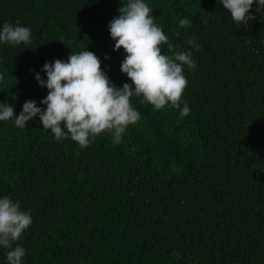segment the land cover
Here are the masks:
<instances>
[{
  "label": "trees",
  "instance_id": "trees-1",
  "mask_svg": "<svg viewBox=\"0 0 264 264\" xmlns=\"http://www.w3.org/2000/svg\"><path fill=\"white\" fill-rule=\"evenodd\" d=\"M145 3L169 41L192 50L183 93L191 111L181 118L133 96L141 119L122 142L103 133L83 149L57 141L39 114L23 129L0 121V198L32 216L12 245L25 248L23 264H264V17L255 3L247 24L218 0ZM120 6L0 0V27L19 21L32 32L27 45L0 42V102L17 116L27 100L46 108L35 74L46 80L45 62L85 49L117 87L131 84L108 29ZM183 18L191 27L179 26ZM193 37L199 50L186 43ZM9 250L0 247V264Z\"/></svg>",
  "mask_w": 264,
  "mask_h": 264
},
{
  "label": "clouds",
  "instance_id": "clouds-1",
  "mask_svg": "<svg viewBox=\"0 0 264 264\" xmlns=\"http://www.w3.org/2000/svg\"><path fill=\"white\" fill-rule=\"evenodd\" d=\"M218 2L237 24L256 19L251 11L254 3L257 5L255 11L264 17V0ZM120 4L119 15L109 21L108 29L115 42L114 50H124L120 70L131 84L117 87L102 69L101 60L94 52L85 49L70 53L67 61L56 59L44 63L42 71L46 73V80L40 73L35 74L38 83L48 89L41 100L46 108L38 107L35 100H27L17 116L11 104L0 102V121L14 119L15 126L23 129L39 114L43 128L50 130L57 141L70 137L83 149L103 133L112 136L113 145L122 142V134L128 126L141 119L140 112L131 103L133 96L142 97L141 104L147 102L156 110L168 106L177 109L181 118L186 117L191 110L183 99L188 85L184 69L185 66L188 70L196 67L192 50L182 51L169 41L145 0H120ZM179 26L189 28L191 21L180 19ZM175 35L178 37L179 32ZM31 40V29L21 26L19 21L15 24L5 22L0 27V42L4 44L27 45ZM186 43L199 50L195 37ZM164 45L170 54H162ZM3 79L0 75V81ZM31 224L30 210H23L20 201H13L9 196L0 198V247L11 249L6 252L7 264H23L25 248L19 244L12 248V245L21 239ZM172 255L180 256L178 252Z\"/></svg>",
  "mask_w": 264,
  "mask_h": 264
}]
</instances>
